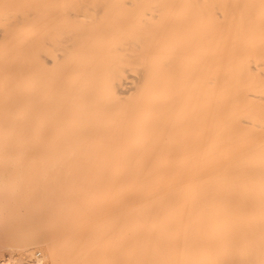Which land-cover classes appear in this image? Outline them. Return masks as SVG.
Returning a JSON list of instances; mask_svg holds the SVG:
<instances>
[{
    "label": "bare ground",
    "instance_id": "obj_1",
    "mask_svg": "<svg viewBox=\"0 0 264 264\" xmlns=\"http://www.w3.org/2000/svg\"><path fill=\"white\" fill-rule=\"evenodd\" d=\"M264 264V0H0V264Z\"/></svg>",
    "mask_w": 264,
    "mask_h": 264
},
{
    "label": "rangeland",
    "instance_id": "obj_2",
    "mask_svg": "<svg viewBox=\"0 0 264 264\" xmlns=\"http://www.w3.org/2000/svg\"><path fill=\"white\" fill-rule=\"evenodd\" d=\"M13 261L7 262V264H12Z\"/></svg>",
    "mask_w": 264,
    "mask_h": 264
}]
</instances>
